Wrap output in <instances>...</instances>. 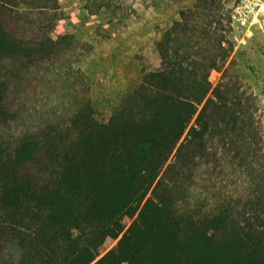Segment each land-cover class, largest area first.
<instances>
[{
    "label": "trees",
    "instance_id": "trees-1",
    "mask_svg": "<svg viewBox=\"0 0 264 264\" xmlns=\"http://www.w3.org/2000/svg\"><path fill=\"white\" fill-rule=\"evenodd\" d=\"M62 1L0 0V264H264V212L229 195L236 169L215 139L240 120L226 78L210 79L234 43L196 61L162 39V69L131 78L102 123L76 67L94 45L59 30ZM127 1L85 8L117 17ZM191 1H181L179 25L216 0ZM192 148L195 167L175 177Z\"/></svg>",
    "mask_w": 264,
    "mask_h": 264
},
{
    "label": "rangeland",
    "instance_id": "rangeland-1",
    "mask_svg": "<svg viewBox=\"0 0 264 264\" xmlns=\"http://www.w3.org/2000/svg\"><path fill=\"white\" fill-rule=\"evenodd\" d=\"M181 1L165 0L158 10L145 7L141 0H128V12L105 17L91 14L85 0H63L66 18L59 30L76 35L80 44L94 45L93 52L76 67L93 86L96 118L102 123L121 107L131 78L142 71L162 69L158 50L162 39L169 47L183 52L188 49L196 61H209L221 40L227 46L234 43L225 66L212 70L210 79L217 84L226 78L228 110L240 120L237 130L215 139L222 147L227 145L235 165L236 171L230 170L226 178L229 195L236 199L244 196L241 206L258 203L264 212V0H216L211 10H187L179 25ZM183 1L187 7L195 6L191 0ZM199 154L194 148L185 152L183 164L172 174L189 173L196 164L194 156ZM175 160L174 155L169 164ZM115 245L108 242L105 251Z\"/></svg>",
    "mask_w": 264,
    "mask_h": 264
}]
</instances>
